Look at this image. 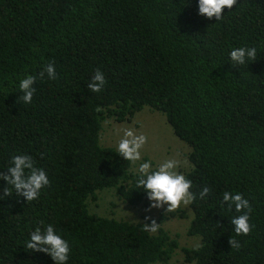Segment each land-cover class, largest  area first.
<instances>
[{"label":"trees","instance_id":"trees-1","mask_svg":"<svg viewBox=\"0 0 264 264\" xmlns=\"http://www.w3.org/2000/svg\"><path fill=\"white\" fill-rule=\"evenodd\" d=\"M222 15H199L198 0H0V173L27 154L50 180L36 200L0 199V264H54L26 248L48 224L70 245L67 264H168L178 242L164 228L88 210L105 188L149 205L131 162L99 143L105 119L130 121L144 107L189 147L182 174L197 199L187 234L199 243L181 248L184 261L264 264V0H237ZM238 47H255L256 60L232 67ZM49 62L57 79H38L32 102H17L20 80ZM97 69L107 83L93 93ZM7 187L0 179V196ZM225 191L249 200V235H236Z\"/></svg>","mask_w":264,"mask_h":264},{"label":"clouds","instance_id":"clouds-1","mask_svg":"<svg viewBox=\"0 0 264 264\" xmlns=\"http://www.w3.org/2000/svg\"><path fill=\"white\" fill-rule=\"evenodd\" d=\"M236 4L237 0H198V13L208 19L215 18L220 21L223 18V9H232ZM256 56L257 49L255 47L233 48L229 53L232 67L245 65L248 61H255ZM45 76L50 80L57 79L54 62L45 65L38 75H27L20 80L19 90L22 95L19 96L17 102L30 104L36 92L33 85L38 79L42 80ZM106 83L104 74L97 69L87 84V88L90 92L99 93ZM146 143L147 137L145 135H138L131 127L126 128L118 143L119 155L125 161L136 163L141 160V149ZM178 166L175 159L165 160L154 171L151 170L150 162L139 164L138 172L140 175L137 180V187L143 189L150 201L147 211L161 209L167 205L166 212L169 213L179 208L181 204L187 206L197 199V194L190 191L192 181L187 179L184 174L176 171ZM0 179L6 181L8 185L0 199L15 193L30 202L39 198L42 189L50 187V180L46 171L37 167L33 157L27 154L13 155L7 168V174L0 173ZM211 191L210 187H203L198 193L199 198L205 199ZM224 205H227L228 211L234 209L236 213H239L231 219V225L234 226L236 235H249L253 227L249 222L252 212L249 200L240 193L233 194L225 191L222 194L221 207L223 208ZM149 220L151 223L147 222ZM40 223L43 224L42 221ZM159 227L160 224L155 219L150 216L145 217L144 231L155 234ZM228 243L231 249L239 250L241 247L239 241L234 237H230ZM26 248L49 255L54 264H67L71 252L68 241L59 235L51 224H48L43 230L41 227H37L31 232L30 239L26 242Z\"/></svg>","mask_w":264,"mask_h":264},{"label":"rangeland","instance_id":"rangeland-1","mask_svg":"<svg viewBox=\"0 0 264 264\" xmlns=\"http://www.w3.org/2000/svg\"><path fill=\"white\" fill-rule=\"evenodd\" d=\"M129 127L133 128L138 135L143 134L147 137V143L141 149V160L136 163L131 162L134 171H138L140 163L149 161H151L152 168L157 169L159 164L168 159H175L178 162L179 166L176 171L180 173L190 168L187 160L189 147L175 136L163 114L158 111H151L146 107L137 112L130 121L117 122L110 118L105 119L100 131V145L118 149V143L123 137L124 129ZM97 194V199L88 203L90 212L130 223L145 222V217L150 216L160 224V227L177 239L178 248L168 264H192L184 261L181 250L182 247L193 248L199 243L198 237L187 234V228L192 218L189 205L181 204L179 208L169 213L166 212L167 205L161 209L147 211L150 201L148 206L128 205L116 197L112 188L102 189ZM162 215L166 218L159 223L157 219Z\"/></svg>","mask_w":264,"mask_h":264}]
</instances>
